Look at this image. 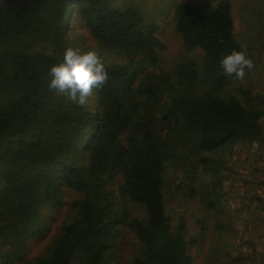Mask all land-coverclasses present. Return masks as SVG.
Wrapping results in <instances>:
<instances>
[{"label":"trees","instance_id":"1","mask_svg":"<svg viewBox=\"0 0 264 264\" xmlns=\"http://www.w3.org/2000/svg\"><path fill=\"white\" fill-rule=\"evenodd\" d=\"M173 26L183 48H201L212 66L221 54L236 49L229 0L181 2L173 10ZM77 30L105 52L138 54L151 63L160 60L165 47L158 25L146 22L124 0H9L0 5V264L21 262L27 243L43 237L47 210L64 204L63 185L84 191L71 203L74 218L59 227L48 252L22 264L114 261L117 227L124 218L116 215L106 182L120 170L121 196L145 210L143 219L128 225L138 239L133 264H191L188 242L193 239L172 236L167 227L163 193L169 147L176 136L178 141L191 138L201 151L228 142H262L264 110L246 106L214 77L222 97L205 93L185 103L172 96L169 113L177 129L171 137L122 147L120 138L143 98L140 68L106 61L97 52L108 81L93 90L85 107L48 87L49 67L62 60L66 47L93 50ZM176 74L188 84L200 80L203 89L205 73L194 61L180 64ZM176 74H171L174 80ZM182 128L187 136L176 132Z\"/></svg>","mask_w":264,"mask_h":264},{"label":"rangeland","instance_id":"2","mask_svg":"<svg viewBox=\"0 0 264 264\" xmlns=\"http://www.w3.org/2000/svg\"><path fill=\"white\" fill-rule=\"evenodd\" d=\"M138 8L146 22L158 25L157 36L165 47L160 60L151 63L139 55L105 52L89 40L83 30V42L89 43L106 61L128 63L140 68L137 83L143 98L131 121V128L120 138L122 147H140L149 139H166L177 129L170 115L172 96L185 103L199 99L205 93L222 97L223 89L214 83L218 77L243 104L264 110V0H229L236 50L243 51L253 61L243 80L227 77L219 66H212L199 47L185 49L173 26V10L181 2L196 0H124ZM72 37V34L69 35ZM194 61L205 73V83L188 84L176 72L180 64ZM136 63V64H135ZM176 74V79L171 74ZM225 91V90H224ZM226 92V91H225ZM231 94L224 96L229 98ZM142 109V110H140ZM264 113V112H263ZM167 116L164 120L162 117ZM264 130V115L260 119ZM187 136V129L176 131ZM176 140L169 147L165 175L164 201L168 215L167 227L172 236L188 242L191 264H264V140L262 142H228L214 150L198 149L191 138ZM123 172L108 178L106 186L112 192L117 216L124 218L117 227L116 259L110 264H133L138 253V239L129 222L143 219L142 205L121 196ZM64 204L60 209L49 208L46 232L40 239L30 240L22 264L48 252L59 227L74 218L71 203L82 198L84 191L62 186Z\"/></svg>","mask_w":264,"mask_h":264},{"label":"clouds","instance_id":"3","mask_svg":"<svg viewBox=\"0 0 264 264\" xmlns=\"http://www.w3.org/2000/svg\"><path fill=\"white\" fill-rule=\"evenodd\" d=\"M9 0H0L7 6ZM219 66L227 77L243 80L246 70L254 68L253 61L243 51L232 49L221 54ZM48 87L63 94L71 103L80 107L87 106L94 89L102 88L108 81L104 63L97 51L66 47L62 60L51 64L48 73Z\"/></svg>","mask_w":264,"mask_h":264}]
</instances>
